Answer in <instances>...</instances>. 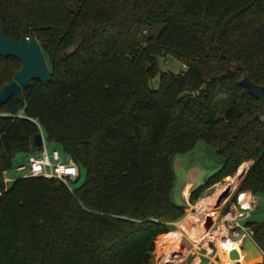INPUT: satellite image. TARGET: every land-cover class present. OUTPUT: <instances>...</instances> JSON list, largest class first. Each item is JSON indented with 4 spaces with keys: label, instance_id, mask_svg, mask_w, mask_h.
Masks as SVG:
<instances>
[{
    "label": "trees",
    "instance_id": "1",
    "mask_svg": "<svg viewBox=\"0 0 264 264\" xmlns=\"http://www.w3.org/2000/svg\"><path fill=\"white\" fill-rule=\"evenodd\" d=\"M0 23L13 42L36 39L50 76L0 106V264H150L184 216L172 159L198 142L222 163L188 204L244 163L237 192L264 195V117L239 85L264 89V0H0ZM162 56L186 71L160 72ZM19 70L0 57V88ZM35 123L85 173L76 190L4 185ZM248 228L264 253V223Z\"/></svg>",
    "mask_w": 264,
    "mask_h": 264
},
{
    "label": "rangeland",
    "instance_id": "2",
    "mask_svg": "<svg viewBox=\"0 0 264 264\" xmlns=\"http://www.w3.org/2000/svg\"><path fill=\"white\" fill-rule=\"evenodd\" d=\"M157 64H158L159 71L162 73L178 74L182 71V65L180 64V62H178L177 60L173 59L170 56L159 57L157 60ZM158 80H159V76L157 75L156 77H154V79H152L150 81V87L153 89H157L158 85H159ZM261 117H264V116H260V118ZM45 143H46V148L49 152L53 148L58 150L60 153V156H61V160L63 162H65V156L66 155L61 151V149L58 146L51 145V144L47 143L46 139H45ZM27 161H28V155L17 154L14 156V158L12 159V169L10 171H8V173H7V177L10 181H14L16 179H19L26 173V171L16 172L15 170L17 167H22V166L25 167L27 164ZM221 163H222L221 158L218 157L214 151H212L211 149L206 147L202 142L196 143L194 149L192 151L188 152L187 154L176 155L173 157L172 169H173V172L175 175V181H174V186H173L172 191H171V198H172V202L175 205H177V206L184 205V207H185V209L183 210V213H184L183 218H181L176 223L184 220L188 216V214H190V217L193 219H196V217L209 215V214L204 213L201 209L203 204H204V201L207 197L213 196L216 189L221 188V186H222L223 191L221 193H223L224 191H226V192L228 191L227 196L224 197L220 201V203H217V201L215 202V203H217V204H215L216 205L215 208L217 209V211H216L217 215L215 216V218H213L210 215H209L210 217H207V218L211 219L210 227H207V226H209L206 223L207 218L204 219V223H203L204 227H206L207 230H210L214 226L213 222L215 221L218 214H220V212L223 210L225 203L233 198L234 193L239 188V184L241 182L242 177L240 178L239 181H237V185L235 186L234 189H231L230 187L227 186L228 182L225 181V179H227V178H225L220 183L212 186L209 190H207L204 193L203 197L198 199L192 205L188 204V199L184 200L183 190H184L185 184H187V183L191 184L192 190L200 187L208 177L213 175L221 167ZM245 164H247V163H245ZM248 164L250 165V163H248ZM249 165H248L247 169L249 168ZM247 169H246V171H247ZM85 177H86L85 173L81 170L79 172V178L77 179V181L69 182L68 186H69L70 191H74L77 188H79L82 185V183L84 182ZM233 177L234 176H232V178ZM228 178H231V177H228ZM191 187H190V189H191ZM190 189L188 191L189 196L191 194ZM189 196H188V198H189ZM216 200H218V197ZM197 202H199L198 203L199 206L194 207L197 204ZM190 206H192L194 208H191ZM249 222L250 223H257V224L264 223V195L257 196V209L252 212V215L249 219ZM176 223H174V224H176ZM175 230H176V228L174 226H172L171 231H175ZM171 231H169L163 235H160L155 239L154 249H153V252L151 253L150 264H162V263L164 264L165 250L162 248H158L157 244H158V240L161 238V236H164V235L170 233ZM191 241L194 243V241L192 239L188 238L187 236H185V235L182 236V239L180 240V244L184 248H186L188 254L181 260V262L179 264H193V262L195 260L198 261V264H199V260L201 261L200 264H220L219 258L217 259L214 251L211 255L205 254V251L203 250V248L205 246V244H204L205 241H209L207 238L202 240L200 242V244L198 243L199 245H194V244H192ZM156 242H157V244H156ZM197 249H200V251H198ZM210 249L213 250L214 247L211 245ZM202 256L206 257V258H203Z\"/></svg>",
    "mask_w": 264,
    "mask_h": 264
},
{
    "label": "built area",
    "instance_id": "3",
    "mask_svg": "<svg viewBox=\"0 0 264 264\" xmlns=\"http://www.w3.org/2000/svg\"><path fill=\"white\" fill-rule=\"evenodd\" d=\"M182 71H186L185 66H182ZM36 127L38 129V134H40L42 139V148L37 153L28 154L26 166L17 167L15 171H26L21 178L57 180L70 191L68 186L69 182H75L79 178L78 167L68 156H65V162H63L58 150L52 149L49 152L46 148L43 131L37 124ZM7 173L8 171L2 173V181L5 186L11 182L7 177ZM256 209V196L249 191H236L233 198L225 203L223 210L216 217L213 222L214 226L208 230L210 239L203 248L205 254L211 255L214 251L218 259L220 249L225 250L226 246L234 243L238 246L243 236L252 239V233L248 228V224L250 223L249 219L252 212ZM192 244L199 245L200 243L195 244L192 242ZM211 245L214 247L213 250L210 249ZM197 250L200 251V249ZM230 251L225 252L226 256Z\"/></svg>",
    "mask_w": 264,
    "mask_h": 264
},
{
    "label": "water",
    "instance_id": "4",
    "mask_svg": "<svg viewBox=\"0 0 264 264\" xmlns=\"http://www.w3.org/2000/svg\"><path fill=\"white\" fill-rule=\"evenodd\" d=\"M59 35L63 34L58 29ZM0 57L13 58L20 63V70L14 74L13 81L0 88V106H3L11 98L21 101V90L27 88L31 82L37 81L46 86L50 81L48 68L42 56L40 47L34 37L21 36L18 42H13L3 33L0 23ZM239 85L244 87L258 105V116H264V89L253 85L247 78H241ZM42 148L40 134L34 135L30 140V152L37 153ZM228 191L218 196L217 203L226 197ZM207 227L211 225V219H206ZM239 251V252H238ZM238 251L231 250L227 260L231 264H264V253L256 246L252 239L243 236L238 244ZM241 257V258H240Z\"/></svg>",
    "mask_w": 264,
    "mask_h": 264
},
{
    "label": "bare ground",
    "instance_id": "5",
    "mask_svg": "<svg viewBox=\"0 0 264 264\" xmlns=\"http://www.w3.org/2000/svg\"><path fill=\"white\" fill-rule=\"evenodd\" d=\"M247 164H242L234 177L225 179L226 182H228V187L231 189H234L237 185V181L240 180V178L243 176L244 172L246 171ZM196 183V182H195ZM191 187L190 183L185 184L184 190H183V197L184 200L188 199L189 196V189ZM228 189V188H227ZM223 191L222 186L221 188H217L214 192L213 196L207 197L204 201V204L202 206V211L206 214H209L213 218L217 215V209L215 208V203L217 200L218 195ZM209 215H204L200 217H196V219H193L190 217V214L188 216L175 224V231H171L170 233L161 236V238L158 240L157 247L162 248L165 250V256H164V264H179L181 260L188 254L186 248H184L180 244V240L182 239V236H187L188 238L192 239L195 244L200 243L204 239H210V236L208 234V230L206 227H204V219L207 217H210ZM182 232V233H181ZM190 233V234H189ZM205 241L204 244H206ZM230 250H236L238 251V246L236 243L230 244L225 247V250L220 249L219 255V261L220 264H231L232 262L227 260L226 251ZM239 252V251H238ZM203 257V256H202ZM206 258V257H205ZM241 258V257H240ZM163 264V263H162ZM193 264H198V261L195 260Z\"/></svg>",
    "mask_w": 264,
    "mask_h": 264
},
{
    "label": "crops",
    "instance_id": "6",
    "mask_svg": "<svg viewBox=\"0 0 264 264\" xmlns=\"http://www.w3.org/2000/svg\"><path fill=\"white\" fill-rule=\"evenodd\" d=\"M53 149H55V148H53ZM245 164V163H244ZM243 177V176H242ZM15 181V180H14ZM13 181H11L10 183H12ZM9 183V184H10ZM8 184V185H9ZM7 186V185H6ZM192 191V187H191V189H190V192ZM257 198V197H256ZM199 206V205H198ZM191 208H194V207H196V206H194V207H192V206H190ZM191 212V211H190ZM172 226H174L175 227V224H173ZM201 263V261H199V264Z\"/></svg>",
    "mask_w": 264,
    "mask_h": 264
}]
</instances>
